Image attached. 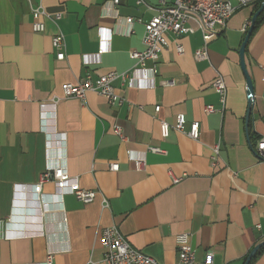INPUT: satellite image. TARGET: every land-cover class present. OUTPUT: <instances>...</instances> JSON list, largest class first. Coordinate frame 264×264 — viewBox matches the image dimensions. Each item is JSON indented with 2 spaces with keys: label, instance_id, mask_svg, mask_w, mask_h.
<instances>
[{
  "label": "crops",
  "instance_id": "1",
  "mask_svg": "<svg viewBox=\"0 0 264 264\" xmlns=\"http://www.w3.org/2000/svg\"><path fill=\"white\" fill-rule=\"evenodd\" d=\"M163 2L172 0H120L116 8L105 0H0V264H44L49 252L52 264H105L102 233L113 226L159 264H176V238L182 234L190 236L200 263L212 252L214 264H245L264 243V161L255 151L264 138V18L245 52L254 87L248 129L239 54L253 7L237 11L218 29L208 60L195 59L204 46L199 31L169 35L160 59L146 63L157 70L154 88L114 81L121 105L95 92L84 102L64 97V86L87 74L129 73L137 64L131 53L145 50V24ZM38 6L45 12L43 33L33 31ZM127 18L142 23L130 27ZM102 33L108 48L100 55ZM59 34L66 43L63 61L52 45ZM85 56L91 63H84ZM218 75L227 84L225 106L213 88ZM167 81L175 84L165 86ZM135 83L150 86L151 79L137 75ZM207 106L217 112L207 115ZM180 114L187 130L200 124L197 141L174 129L163 138L161 122L174 125ZM129 151L145 158L141 168ZM112 164H119V171H112ZM65 165L82 189L98 192L94 202L67 195L58 206L51 183L39 201L33 187L41 175ZM172 175L181 181L174 184ZM250 264H264V247Z\"/></svg>",
  "mask_w": 264,
  "mask_h": 264
},
{
  "label": "built area",
  "instance_id": "2",
  "mask_svg": "<svg viewBox=\"0 0 264 264\" xmlns=\"http://www.w3.org/2000/svg\"><path fill=\"white\" fill-rule=\"evenodd\" d=\"M257 0H172L171 3L163 2L158 10V14L145 24V35L143 44L145 50L142 52L133 51L131 58L136 61V66L126 74L109 73L107 75L94 77L92 74H87L78 83H68L64 86L63 92L65 98H75L84 102L87 93L95 92L108 100L111 105H121L123 98L119 96L113 86L114 81L122 79L129 83V87L136 89L154 88V78L157 75V70L154 67H147L146 63L151 61L156 63L165 49L169 47L168 36L173 35L176 38L194 34L199 31L202 34L204 46L196 51L195 59L197 61L209 59V44L218 36V29L226 28L235 13L243 8H247ZM106 4L117 7L120 0H105ZM146 0H139V4H145ZM33 15L36 21L33 24L35 33H43L45 25L41 22V18L45 16L42 7L38 6L33 9ZM61 16H57L60 20ZM125 22L130 27L135 23H142L141 19L127 18ZM251 23L245 25L243 31L247 32ZM108 36L102 33L101 49L99 54H103L108 48ZM65 37L59 34L53 37L52 45L57 52V59L63 61L66 58L65 54ZM178 53L182 54L184 48L181 45L177 47ZM85 64L91 63V56H85ZM264 71V67H262ZM142 75L144 79H151L150 86L144 83H135V77ZM165 86H173L174 81L163 83ZM213 88L220 98L221 103L225 106L227 99V84L222 75H218L213 82ZM53 106L57 105L58 100L53 101ZM254 104V103H253ZM156 113H159L160 107H156ZM207 115L216 113L217 110L213 106H207L205 109ZM171 129L178 132H187L189 137L195 141L200 136V124L194 122L187 130V120L185 115L177 116L176 123L170 125L167 122H161V133L163 138L170 135ZM115 133L123 139L122 130L119 127L115 128ZM220 145L214 147L215 162L217 165V156L219 154ZM154 153H159L156 148L151 149ZM255 151L258 157L264 161V138H261L256 146ZM131 161L141 168L146 160L145 158H134L131 151L128 152ZM111 170L119 171V164H112ZM174 184H178L181 179L172 175ZM53 184L55 187L54 199L57 205L61 206L64 196L72 195L77 200L84 204H90L95 201L98 192L93 190H84L81 188L78 178L71 177L67 166H51L41 175L39 183L34 185L35 194L42 199L43 187L46 184ZM103 208L109 207V202L103 199ZM261 225H257V229L261 230ZM6 237V236H5ZM8 237V235H7ZM176 244L178 249V259L176 264H214V255L209 252L205 260L200 263L197 259V253L190 244V236L182 234L177 236ZM102 246L104 250L105 264H159L154 258L145 255L144 253L132 248L120 230L113 226L106 228L102 233ZM54 253L49 252L44 264H52Z\"/></svg>",
  "mask_w": 264,
  "mask_h": 264
},
{
  "label": "water",
  "instance_id": "3",
  "mask_svg": "<svg viewBox=\"0 0 264 264\" xmlns=\"http://www.w3.org/2000/svg\"><path fill=\"white\" fill-rule=\"evenodd\" d=\"M264 12V2L261 4L259 10L254 14L253 18H252V23L251 26L246 34V37L244 39V42L239 50V54H240V59H241V67L242 70L246 76V80H247V88H248V97H249V108H248V112H247V117H246V127L247 129L249 128L250 125V118L252 116V111H253V97H254V87H253V82L248 74L247 71V67H246V63H245V52H246V47L249 43V40L255 30V26H256V22L258 20V18L261 16V14ZM264 247V243H262L261 245H259L258 247H256L252 253L250 254L247 262L245 264H250L252 258L259 252L260 249H262Z\"/></svg>",
  "mask_w": 264,
  "mask_h": 264
},
{
  "label": "trees",
  "instance_id": "4",
  "mask_svg": "<svg viewBox=\"0 0 264 264\" xmlns=\"http://www.w3.org/2000/svg\"><path fill=\"white\" fill-rule=\"evenodd\" d=\"M264 2V0H257L255 3H253L252 5H250L249 7H253L255 13L259 10L261 4ZM264 18V12L261 14V16L258 18L257 22H256V27L260 24L261 20Z\"/></svg>",
  "mask_w": 264,
  "mask_h": 264
}]
</instances>
